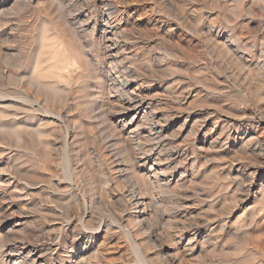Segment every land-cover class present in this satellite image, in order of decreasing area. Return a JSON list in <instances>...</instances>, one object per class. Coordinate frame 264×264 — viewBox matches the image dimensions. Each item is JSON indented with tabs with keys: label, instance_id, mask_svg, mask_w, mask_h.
<instances>
[{
	"label": "rangeland",
	"instance_id": "374dc122",
	"mask_svg": "<svg viewBox=\"0 0 264 264\" xmlns=\"http://www.w3.org/2000/svg\"><path fill=\"white\" fill-rule=\"evenodd\" d=\"M0 264H264V0H0Z\"/></svg>",
	"mask_w": 264,
	"mask_h": 264
},
{
	"label": "bare ground",
	"instance_id": "6f19581e",
	"mask_svg": "<svg viewBox=\"0 0 264 264\" xmlns=\"http://www.w3.org/2000/svg\"><path fill=\"white\" fill-rule=\"evenodd\" d=\"M140 97V96H139ZM137 100V99H136ZM143 100V99H142ZM132 101V100H131Z\"/></svg>",
	"mask_w": 264,
	"mask_h": 264
}]
</instances>
